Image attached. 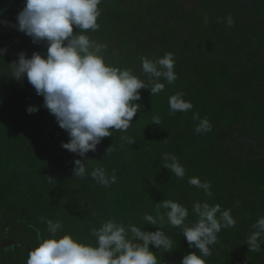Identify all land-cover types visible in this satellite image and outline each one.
Here are the masks:
<instances>
[{"label":"trees","instance_id":"obj_1","mask_svg":"<svg viewBox=\"0 0 264 264\" xmlns=\"http://www.w3.org/2000/svg\"><path fill=\"white\" fill-rule=\"evenodd\" d=\"M24 3L0 0V21H9L0 24V48L6 49L0 61V241L16 230L8 228L11 216L30 225L18 239L33 245L40 243L38 232L46 228V220L63 216L75 226L67 223L60 230L91 243L93 229L117 218L144 231L161 228L173 247L164 252L150 245L158 264H180L190 252L199 254L189 247L182 229L168 223L163 208L162 225H147L143 217L156 216L157 203L173 200L188 208L194 223L198 217L192 206L207 202L231 209L236 224L221 230L206 264H264V245L256 253L246 244L253 225L264 216V0H202L191 10L177 0H103L100 28L85 34L107 45L106 63L147 81L142 58L172 53L177 79L168 84L162 77L165 89L156 95L139 90L142 107L131 127L103 138L95 152L86 154L88 163L61 147L69 135L42 106L43 97L27 78H11L9 64L19 52L29 58L33 52H47L45 43L34 44L15 27ZM187 26L191 31L185 40ZM177 92L184 93L192 110L170 113L169 97ZM32 105L39 111L29 114L26 109ZM194 113L208 119L210 131H195L200 119L194 120ZM154 116H159V125ZM111 145L115 150L105 157ZM165 152L177 155L184 178L162 166ZM76 159L87 163L89 171L102 167L115 174L116 183L105 187L91 177L73 176ZM190 177L210 182L212 195L190 185Z\"/></svg>","mask_w":264,"mask_h":264},{"label":"clouds","instance_id":"obj_2","mask_svg":"<svg viewBox=\"0 0 264 264\" xmlns=\"http://www.w3.org/2000/svg\"><path fill=\"white\" fill-rule=\"evenodd\" d=\"M103 0H25L23 9L18 13L15 27L32 39L34 44L45 43L46 54L33 52L29 58L25 52L18 53V59L9 64L11 78L22 82L27 78L37 95L43 97V107L52 114L58 126L69 135V141L61 144L63 149L87 160L89 151L95 152L103 138L112 136L113 131L127 132L142 105L141 89H150L156 95L165 89L160 82L163 77L168 84L176 81L175 61L172 53H166L156 60L142 58V71L147 81L140 79L130 69H122L106 63L103 51L107 45L92 40L87 31L100 28L99 5ZM4 9H0V16ZM228 25L233 21L227 18ZM7 26L9 21H0ZM74 28L78 29L74 33ZM6 49L0 48V61ZM4 62V61H3ZM2 72V71H0ZM193 104L184 99L183 92L169 97L170 113L188 112ZM29 114L39 111L32 105ZM193 119H200L193 114ZM153 123L160 124L159 116L153 117ZM211 124L207 118L200 119L197 133L208 132ZM128 143L134 141L121 137ZM115 149L109 146L106 156ZM104 157V158H105ZM94 160V159H92ZM162 166L184 178L185 168L172 152L162 153ZM82 159L74 161L73 176L88 178L110 187L116 183L115 174L108 175L102 167L89 171ZM188 183L204 190L211 196L210 182H202L198 177H190ZM160 208L166 209L168 223L182 229L190 248L197 251L183 256L180 264H206L211 255V246L217 244L218 234L223 228L235 227L236 221L231 209H221L220 204L195 202L192 213L198 219L189 221L188 208L173 200L157 203V215L145 214L147 225H161L165 216ZM50 238L41 239L37 247L29 251L26 264H158L154 246L164 252L173 247V240L161 228L156 231H144L142 227L127 224L123 219L111 218L92 230L91 243H83L71 234L57 237L62 228L60 221L46 220ZM255 231L247 239L249 251L260 253L264 245V216L253 225Z\"/></svg>","mask_w":264,"mask_h":264},{"label":"rangeland","instance_id":"obj_3","mask_svg":"<svg viewBox=\"0 0 264 264\" xmlns=\"http://www.w3.org/2000/svg\"><path fill=\"white\" fill-rule=\"evenodd\" d=\"M202 0H177V4L179 5V6H183L185 9H188V10H191L192 8H194V7H196L200 2H201ZM163 21V18H161L160 19V22H162ZM175 24H177V23H175ZM172 25V24H171ZM190 31H191V27H189V26H187V27H185V29L182 31V33H183V35H184V39L186 40V39H188V37H189V33H190ZM152 44V43H151ZM153 45H157V46H159V44H157V43H153ZM1 216H2V214L0 213V218H1ZM13 216H11V217H9L8 219H10L11 218V226H9L8 228L10 229V230H13L14 228H17L14 232H13V234H11L10 236L11 237H14L15 239L14 240H17L18 238L16 237L17 235H18V237H19V239L20 238H23L26 234L25 233H23L25 230L24 229H27L28 227H30V225H28V224H25V223H17V221L18 220H15L14 221V219H16L15 217L14 218H12ZM18 218V217H17ZM2 219H0V221H1ZM14 221V222H13ZM54 221L56 222V221H60L61 223H62V227L63 228H65V227H74L75 226V223H73V222H69V220H66V218H64L63 216H62V218L61 217H56V218H54ZM67 223H68V225H67ZM40 224H36V226H39ZM3 228V227H2ZM61 232H59L58 231V233H57V237H62L63 235H65L66 234V232H63V230H60ZM39 233V235H40V238L41 239H47V238H50V233L48 232V228H47V226H46V228L45 227H43L42 226V228H41V231L40 232H38ZM30 236H31V234H30ZM18 239V240H19ZM21 241H23V239H21ZM25 243H28V242H25ZM22 245H25V244H22ZM31 245V244H30ZM28 249H34V245L32 244V246H29V248ZM27 249V250H28Z\"/></svg>","mask_w":264,"mask_h":264},{"label":"flooded vegetation","instance_id":"obj_4","mask_svg":"<svg viewBox=\"0 0 264 264\" xmlns=\"http://www.w3.org/2000/svg\"><path fill=\"white\" fill-rule=\"evenodd\" d=\"M16 237L19 238L18 235ZM14 239V237H6L0 241V264H26L29 251L31 250L28 248L33 243L20 242L18 239ZM38 244H34V248Z\"/></svg>","mask_w":264,"mask_h":264},{"label":"water","instance_id":"obj_5","mask_svg":"<svg viewBox=\"0 0 264 264\" xmlns=\"http://www.w3.org/2000/svg\"><path fill=\"white\" fill-rule=\"evenodd\" d=\"M9 230V229H8Z\"/></svg>","mask_w":264,"mask_h":264}]
</instances>
